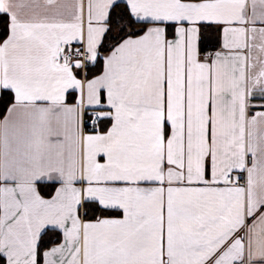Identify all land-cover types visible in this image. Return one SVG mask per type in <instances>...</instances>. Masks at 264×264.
<instances>
[{
	"label": "snow or ice",
	"instance_id": "snow-or-ice-1",
	"mask_svg": "<svg viewBox=\"0 0 264 264\" xmlns=\"http://www.w3.org/2000/svg\"><path fill=\"white\" fill-rule=\"evenodd\" d=\"M0 89V264H264V0H0Z\"/></svg>",
	"mask_w": 264,
	"mask_h": 264
},
{
	"label": "trees",
	"instance_id": "trees-1",
	"mask_svg": "<svg viewBox=\"0 0 264 264\" xmlns=\"http://www.w3.org/2000/svg\"><path fill=\"white\" fill-rule=\"evenodd\" d=\"M12 101H13V94L9 92L8 90L2 89L0 91V117H2L5 114L8 106L12 103ZM45 191H47V189H45ZM96 215L99 216L100 213L97 212Z\"/></svg>",
	"mask_w": 264,
	"mask_h": 264
},
{
	"label": "crops",
	"instance_id": "crops-1",
	"mask_svg": "<svg viewBox=\"0 0 264 264\" xmlns=\"http://www.w3.org/2000/svg\"><path fill=\"white\" fill-rule=\"evenodd\" d=\"M1 90H2V89H0V91H1ZM12 103H14V94H13V101H12ZM10 106H11V104L8 106V108H9ZM8 108H7V109H8ZM6 112H7V110H6ZM6 112H5V114H6ZM5 114H4V115H5ZM4 115H3V116H4ZM3 116H2V117H0V119H2V118H3ZM46 198H47V197H46Z\"/></svg>",
	"mask_w": 264,
	"mask_h": 264
}]
</instances>
